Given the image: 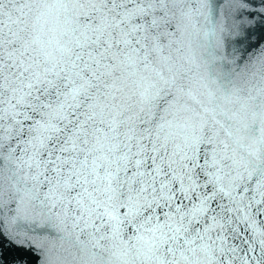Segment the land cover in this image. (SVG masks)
Wrapping results in <instances>:
<instances>
[{
    "label": "snow or ice",
    "instance_id": "1",
    "mask_svg": "<svg viewBox=\"0 0 264 264\" xmlns=\"http://www.w3.org/2000/svg\"><path fill=\"white\" fill-rule=\"evenodd\" d=\"M0 264H264V0H0Z\"/></svg>",
    "mask_w": 264,
    "mask_h": 264
}]
</instances>
